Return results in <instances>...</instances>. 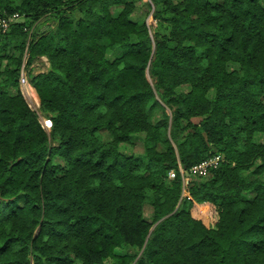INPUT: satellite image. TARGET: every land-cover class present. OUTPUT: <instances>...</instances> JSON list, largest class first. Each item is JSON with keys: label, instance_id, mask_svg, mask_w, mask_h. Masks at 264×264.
Instances as JSON below:
<instances>
[{"label": "trees", "instance_id": "obj_1", "mask_svg": "<svg viewBox=\"0 0 264 264\" xmlns=\"http://www.w3.org/2000/svg\"><path fill=\"white\" fill-rule=\"evenodd\" d=\"M0 17V264H264V0H0Z\"/></svg>", "mask_w": 264, "mask_h": 264}, {"label": "rangeland", "instance_id": "obj_2", "mask_svg": "<svg viewBox=\"0 0 264 264\" xmlns=\"http://www.w3.org/2000/svg\"><path fill=\"white\" fill-rule=\"evenodd\" d=\"M118 7L116 8H113V12H117L118 11ZM149 10V6L146 4L145 1H142L141 3H139V5H137V8L135 10V12L133 13V19H142L144 21H146L147 23L150 22V11L148 12ZM110 55H116L117 52H112V53H109ZM111 57V56H109ZM31 67L33 68V72H42V71H45L48 67V62L46 60L45 57H40L38 58L37 60H35ZM24 73H25V70H24ZM20 87V86H19ZM23 92H22V91ZM23 97L25 98V100L27 101L28 105L36 110L37 112L38 111V105H39V99H38V96H37V93L35 91V89L32 87V88H29L25 91V89L22 87L20 89ZM160 104L159 103H154V102H151L149 103L148 107H149V116H150V119L151 120H160L162 118V115H163V110H162V105H164L160 100H159ZM38 120L40 121L41 125L46 129L48 130L49 129V126H50V121L48 119H46L45 117H43L42 115L38 114ZM101 136L102 137H105L106 135L101 133ZM133 140H136L133 142V145H123L121 146V151L125 152V153H140L141 151V142H139V136H134ZM184 177H187L188 179L189 178H192L194 176H187V175H183V178ZM144 215L145 217L149 218V215H150V207L147 205L144 207ZM136 248H131L130 246H125L123 248H116L115 249V252L117 254H124V253H130V254H134L136 252ZM72 264H78V261H74Z\"/></svg>", "mask_w": 264, "mask_h": 264}, {"label": "built area", "instance_id": "obj_3", "mask_svg": "<svg viewBox=\"0 0 264 264\" xmlns=\"http://www.w3.org/2000/svg\"><path fill=\"white\" fill-rule=\"evenodd\" d=\"M17 17V14L12 15V19H15ZM9 18L6 17H0V30H5L8 27ZM19 86L20 89L23 87L25 91L29 88H32V86L29 84L26 74L24 73V70H21L19 74ZM22 91V90H21ZM23 92V91H22ZM222 160V155L219 153H215L195 164L190 166L188 170H184L181 166H179V171L182 175L187 173V176H194V177H204L206 176L210 170L218 167L219 163ZM175 176L174 170L168 171V178H173Z\"/></svg>", "mask_w": 264, "mask_h": 264}, {"label": "water", "instance_id": "obj_4", "mask_svg": "<svg viewBox=\"0 0 264 264\" xmlns=\"http://www.w3.org/2000/svg\"><path fill=\"white\" fill-rule=\"evenodd\" d=\"M185 175H187V173H185Z\"/></svg>", "mask_w": 264, "mask_h": 264}]
</instances>
